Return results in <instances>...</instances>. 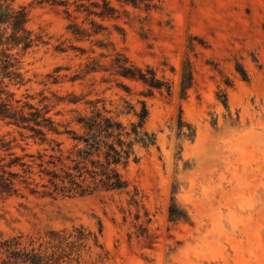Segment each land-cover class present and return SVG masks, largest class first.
Here are the masks:
<instances>
[{"label": "rangeland", "instance_id": "374dc122", "mask_svg": "<svg viewBox=\"0 0 264 264\" xmlns=\"http://www.w3.org/2000/svg\"><path fill=\"white\" fill-rule=\"evenodd\" d=\"M109 1L120 19L105 22L108 31L96 39L110 41L135 65L154 68L158 78L172 85L171 95L145 98L143 84L116 82L104 72L70 82L88 58L107 66L110 59H102L96 47L86 55L57 52L61 43L88 51L92 44L67 31L63 8L32 0L15 4L28 10V28L43 34L48 45L26 55L24 70L31 82L12 90L18 95L26 90H44L49 97L88 95L86 99L106 100L108 107L122 99L137 106L146 100L147 128L156 134L157 146L139 149V161L124 173L129 191L136 188L142 197L141 219L136 220L138 211L128 204L126 192L72 198L26 192L23 197L0 196V233L23 236L26 243L33 238L37 246L49 231L83 225L97 234L101 228L100 244L108 256L97 264H264V0H144L140 9ZM147 4L154 7L146 11ZM192 37L205 46L195 41L194 52L188 53ZM186 56L193 62L194 84L183 96ZM236 63L247 71V81L236 72ZM58 67L60 83L41 84ZM223 94L228 108L219 99ZM85 108L84 102L61 104L52 113L68 118L70 110ZM9 131L0 124V135ZM15 136L28 152L36 150ZM16 151L23 154L21 148ZM173 198L188 213L187 222L169 221ZM145 210L149 225L144 224ZM141 224L147 236H141ZM92 262L86 256L81 264Z\"/></svg>", "mask_w": 264, "mask_h": 264}, {"label": "trees", "instance_id": "16d2710c", "mask_svg": "<svg viewBox=\"0 0 264 264\" xmlns=\"http://www.w3.org/2000/svg\"><path fill=\"white\" fill-rule=\"evenodd\" d=\"M32 1L37 5L63 8L69 20L67 31L75 40L92 44L88 51L72 46L67 48L61 43L56 47L57 52L72 50L86 55L95 53L96 47L101 51L102 59H110L107 66L97 59L88 58L70 82L104 72L116 82L122 78L143 84L146 92L142 96L145 98H151L155 93L171 95L172 85L158 78L154 68L139 67L118 52L110 41L96 39L108 31L105 22L120 19V12L109 0ZM118 1L122 6L140 9L144 0ZM153 7L149 4L144 6L146 11ZM124 13L128 14L127 11ZM79 19H82L81 23H78ZM28 23L29 13L25 7H17L15 0H0V124L11 129L0 135V196L23 197L28 192L53 198H72L126 192L130 196L128 204L137 209L136 220L140 221L142 197L136 188L133 193L129 191L130 184L124 173L131 163L139 161V149L149 150L157 146L156 134L147 128V101H138L137 106L122 99L120 104L108 107L106 100L86 99L88 95L72 93L62 97L53 93L49 97L44 90L37 93L26 90L18 95L12 88L20 90L31 82L26 79L24 58L48 45L45 36L30 30ZM114 28L123 34V29ZM195 41L205 46L202 40L192 37L188 40V53L194 52ZM61 70V67L56 68L53 75H47L48 81L41 84H59ZM236 72L242 80L249 79L240 63H236ZM193 84V62L186 56L181 66V94L186 95ZM225 84L232 86L231 81H225ZM117 85L130 92L121 82ZM218 96L228 108L226 94ZM81 102H84L85 110H70L68 118L60 111L52 113L61 104L77 106ZM57 116L64 118L56 119ZM187 127L191 130L190 125ZM179 130L185 135L181 126ZM15 134L27 147L35 146L36 150L28 152L26 147H21ZM17 148H21L23 154H19ZM168 213L170 222L189 220L188 213L174 198ZM144 217V224L149 225L152 219L146 210ZM144 224L139 226L141 236L148 233ZM101 232V228L96 234L83 225L49 231L46 239L37 246L39 241L33 238L26 243L23 236L5 238L0 233V264H81L86 256L94 259L92 264H97L108 256L100 244Z\"/></svg>", "mask_w": 264, "mask_h": 264}]
</instances>
